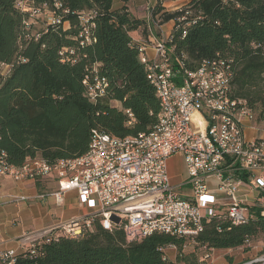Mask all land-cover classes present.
Wrapping results in <instances>:
<instances>
[{
    "label": "trees",
    "instance_id": "obj_1",
    "mask_svg": "<svg viewBox=\"0 0 264 264\" xmlns=\"http://www.w3.org/2000/svg\"><path fill=\"white\" fill-rule=\"evenodd\" d=\"M122 1L115 10L114 0H38L51 10L60 4L62 24L37 31L25 26L28 16L16 0H0V66L10 67L6 76L0 71V161L16 168L34 158L72 161L88 152L94 131L124 140L155 129L161 102L131 36L140 29L145 34L147 24L129 11L132 0ZM168 1L175 0H159L152 16L160 26L175 22L170 44L175 65L184 61L197 70L206 60L228 61L235 73L233 96L246 100L258 114L255 122L264 124V0H191L174 12L163 6ZM82 14L92 15L94 23L92 42L83 48ZM95 68L105 80V94L93 102L84 81L93 82ZM203 228L193 238L153 234L129 243L121 226L108 230L96 221L79 236L51 233L14 264H206L203 259L214 251L264 239L256 205L247 224L233 226L223 218L206 221ZM172 247L176 262L165 253Z\"/></svg>",
    "mask_w": 264,
    "mask_h": 264
},
{
    "label": "built area",
    "instance_id": "obj_2",
    "mask_svg": "<svg viewBox=\"0 0 264 264\" xmlns=\"http://www.w3.org/2000/svg\"><path fill=\"white\" fill-rule=\"evenodd\" d=\"M37 1L16 0L17 9L28 16L27 28L35 26L44 12L50 14L46 28L62 24L60 4L51 10L47 5H37ZM92 19L90 14L80 16L81 48L92 42ZM155 26L160 30L157 22ZM161 34L156 35L152 28L149 41L140 42L139 50L156 71L158 88L165 95V116H172V125L153 130L141 145L118 143L94 131L92 152L80 162L58 160L38 165V158H34L25 168L12 170L1 159L0 183L4 178L15 182L55 178L57 190L40 199L52 198L57 206H63L67 195L75 192L79 202L91 211L26 237L23 252L55 231L79 236L92 229L96 221L108 230L121 226L127 241L135 243L153 234L197 237L205 222L214 219L228 218L233 226L247 224L253 205L264 216V140L247 139L246 129L256 115L246 100L226 94L225 87L232 84L235 74L231 63L206 60L204 70L181 69L170 53L172 35ZM151 49L154 55L149 54ZM216 63H224V70H216ZM93 74V82L87 77L84 85L89 87L90 100L96 102L105 90L100 89L96 68ZM127 113L133 119V114ZM108 141H116V149H108ZM175 156L182 158L185 167L186 178L180 185L172 182L169 170V161ZM244 191L256 193L253 204L244 198ZM28 200L20 197L12 202ZM19 254L5 250L2 263L14 264ZM213 256L210 253L203 261L213 264ZM244 264H264V254Z\"/></svg>",
    "mask_w": 264,
    "mask_h": 264
},
{
    "label": "crops",
    "instance_id": "obj_3",
    "mask_svg": "<svg viewBox=\"0 0 264 264\" xmlns=\"http://www.w3.org/2000/svg\"><path fill=\"white\" fill-rule=\"evenodd\" d=\"M191 0H175L168 1L163 6L169 12H174L189 4ZM159 0H132L129 3V11L140 20H143L147 24V31L144 34L140 29L132 33L134 41L140 43L145 41L149 31L155 28V21H153L152 12L157 6ZM122 0H114L113 8L115 10L123 7ZM175 26V22H169L165 25H161L160 30L156 31V35L171 34ZM150 55H154V51L151 49L148 51ZM246 137L251 142L256 139L264 140V124L252 123L248 129H246ZM183 163L182 158L175 156L169 161V170L174 184H181L186 178V173L178 174L176 172L177 162ZM54 178H44L41 180V184L37 185L35 181H21L15 182L13 179L4 178L0 183V264L2 263L1 254L3 252L14 250L16 252H23L25 238L28 236L38 235L46 230L52 229L59 223L73 220L88 214L91 211L82 205L77 197V193H69L66 197L65 204L63 206H57L52 198L40 199L42 193L46 195L52 194L51 192L57 190L58 182L53 183ZM185 191V190H184ZM244 198H246L249 204H253L257 199L256 193L243 192ZM27 197L28 201L24 203L12 202L13 198ZM263 243H255L249 245L248 248H237L230 250H217L213 252V259L216 255L222 253L236 251L241 253L244 260H251L256 258L257 246ZM166 256L171 262H176L177 250L176 248H168ZM215 263V262H214ZM240 262H234L233 264H239Z\"/></svg>",
    "mask_w": 264,
    "mask_h": 264
},
{
    "label": "bare ground",
    "instance_id": "obj_4",
    "mask_svg": "<svg viewBox=\"0 0 264 264\" xmlns=\"http://www.w3.org/2000/svg\"><path fill=\"white\" fill-rule=\"evenodd\" d=\"M174 50H175L174 48H173V50H171V47H170L171 56H172V52ZM146 60L147 59H144V62L147 64V71H148V76H149L150 82H151L152 86L154 87V89L156 90L157 95H158L160 102H161V112L159 115V122H158V125L155 127L154 130H161L164 128V125H172V118H171L172 116H165V114L167 113V106L165 105V95H164L162 89L158 88V85L156 82V71L153 68H150V64H149V62H146ZM179 66L181 67V69H187L184 61H179ZM197 70H204V62L201 64V66ZM216 70H224V63H216ZM232 82H233V77H232ZM104 85H105V80L100 79V89L101 90H103ZM225 88H226V94H233L232 84H227V86ZM95 135L96 134L94 132L92 140H95ZM105 136H106V138H111L108 135H105ZM149 136H152V132H150L149 134H140L138 137H135V138H127L126 137V139H124V140H118V143H126L127 145L146 144V137H149ZM111 140H116V139H113V137H112ZM115 147H116V141H108V149H116ZM91 148H92V145L90 144V147L88 148L89 150L85 155H88V153L92 152ZM83 156L78 157L76 159H73L72 161L68 160L66 162H71V163L72 162H80L81 158H83ZM30 164H28V165H30ZM46 164L47 163L43 162L42 159L38 158V165H46ZM7 165H9V164L7 163ZM28 165H26V166H28ZM9 166L12 167V170H21L22 168H25V166L22 168H16V167L11 166V165H9ZM262 217L264 218V216H262Z\"/></svg>",
    "mask_w": 264,
    "mask_h": 264
},
{
    "label": "rangeland",
    "instance_id": "obj_5",
    "mask_svg": "<svg viewBox=\"0 0 264 264\" xmlns=\"http://www.w3.org/2000/svg\"><path fill=\"white\" fill-rule=\"evenodd\" d=\"M50 17V14L49 12H44L43 15L40 16V19H38L36 22H35V27L37 28V31L41 30V29H44L47 27V21H48V18ZM69 23L67 22L66 25H64L65 28L69 29ZM171 50H173V48L171 47ZM145 59V57H144ZM146 62H149L148 60H146ZM0 71L1 73L6 76L9 71H10V67H7V66H0ZM116 106L120 107L119 104H115ZM256 118H258V114H256ZM257 120V119H256ZM259 124V123H258ZM260 125V124H259ZM180 157V156H179ZM181 158V157H180ZM176 172L178 174H183V172H185V167H184V164L180 161L177 162V165H176ZM53 180V179H52ZM55 181H57V179L54 178L53 180V183H56ZM182 184V183H181ZM175 185H180V184H175ZM56 191V190H55ZM53 191V192H55ZM51 192V193H53ZM46 195V194H44ZM255 243H263L261 244L260 246H257L258 247V250L256 251V257H260L264 254V239L263 238H259V239H256L252 242H250L248 244L249 245H252V244H255ZM247 246V248H248ZM242 254L239 252L237 253L236 251H230V252H227L226 253H222L221 255H216L213 259V264H233L235 261L236 262H240L239 264H244L250 260H244L241 256ZM255 259V258H254ZM252 260V259H251ZM215 262V263H214Z\"/></svg>",
    "mask_w": 264,
    "mask_h": 264
}]
</instances>
